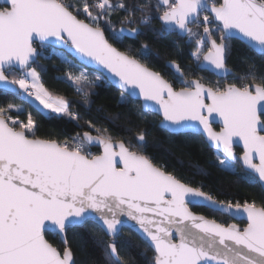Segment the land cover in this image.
<instances>
[{
	"label": "snow or ice",
	"instance_id": "obj_1",
	"mask_svg": "<svg viewBox=\"0 0 264 264\" xmlns=\"http://www.w3.org/2000/svg\"><path fill=\"white\" fill-rule=\"evenodd\" d=\"M151 9L150 0L132 7L123 0H0V83L18 86L21 99L38 101L43 110L77 119L70 103L53 97L32 66L42 55L37 42L41 49L74 52L81 64L95 65L97 74L90 77L56 53L69 68L60 82L73 87L84 103L104 69L117 78L122 101L126 96L142 99L144 113L160 115L170 134L202 130L222 171L236 174V163H242L248 178H258L264 188V75L250 65L240 86H206L192 79L181 80L177 89L159 71L109 43L101 26V21L111 25L112 13L121 10L128 27L113 38L122 39L125 32L135 36L134 25L150 23ZM156 11L162 12L165 32L178 29L195 40L192 55L201 69L208 65L230 75L226 61L234 40L247 42L264 57V0H158ZM191 25L202 27L203 34ZM147 48L144 44L145 57ZM170 66L184 75L175 61ZM11 111L23 109L0 107V264H76L66 234L89 221L110 237L105 248L109 264H125L116 241L126 221L150 241L153 264H264V204L219 200L203 185L184 183L130 144L115 141L106 129H97L96 136L84 132L71 143L39 139L31 114L25 123ZM216 118L219 131L212 127ZM136 139L142 149L145 133ZM90 145H99L100 154L86 150ZM235 145L242 146L239 157ZM190 206L246 218V226L219 223ZM50 230L61 236L62 250L45 238Z\"/></svg>",
	"mask_w": 264,
	"mask_h": 264
},
{
	"label": "trees",
	"instance_id": "obj_2",
	"mask_svg": "<svg viewBox=\"0 0 264 264\" xmlns=\"http://www.w3.org/2000/svg\"><path fill=\"white\" fill-rule=\"evenodd\" d=\"M66 2L80 3L81 0H66ZM88 2L92 3L93 0ZM111 2L115 4L121 0H111ZM123 2L132 7L145 0H123ZM150 3L152 5L150 23L134 25L139 30V34L135 36L125 33L122 39L113 38L114 33L120 32L121 27L126 29L128 27L127 22L124 21L125 13L121 10L112 13L111 25L101 21V26L109 43L120 51L140 59L152 70L159 71L177 89L182 86L181 80L192 79H200L206 86L223 87L230 82H236L240 86L245 82L240 78L250 71V65H254L257 75H264V57L237 40L231 42L227 55L226 63L231 71L229 78L219 80L203 71L192 55L196 50L195 41H191L189 37H180L175 30L165 32L164 25L159 20L162 12L156 11L158 0H150ZM93 12L95 14L96 10L93 9ZM80 18H84L82 11ZM135 19H140L139 12L136 13ZM192 29L194 32L203 34L202 27L197 28L193 25ZM215 38L219 41L218 34ZM144 44L148 46L146 57L142 55ZM36 46L42 55L34 67L40 72L44 86L51 95L63 96L70 103L71 111L78 114L77 119H71L66 115L44 114L35 105L21 99L17 94L0 90V107L7 108L9 104L22 107L21 113L11 111L8 114L25 123L30 113L36 123L37 138L71 143L74 139L83 137L84 132L96 136L97 129H106L105 134L112 136L115 141L123 140L126 144H130L132 150L140 151L148 156L154 164L175 175L182 182L194 187L203 185V190L212 193L219 200L241 204L245 201H254L257 206L264 204V191L257 179H249L250 174L246 173L239 163L236 164V174L222 171L215 159L216 151L211 149L201 136L169 134L159 127L160 119L156 115L145 114L142 111L139 102L127 96L122 101L121 92L104 77L98 82L95 81V87L87 90L88 103H84L73 87H70L68 83L60 82L66 79L65 74L69 68L62 63L61 56L56 53L62 54L67 59L71 57L63 51L55 50L54 52L51 47L41 49L39 45ZM71 60L77 63L74 59L71 58ZM172 61L180 66L185 79L177 77L167 67V63ZM86 70L90 71L92 76L97 74L95 71ZM15 74L18 76L21 73L15 72ZM18 93L22 95L20 91ZM141 131L146 136L145 146L142 149L137 147L136 139ZM29 135L31 136L30 133ZM86 150L93 154H100L98 148L88 147ZM191 210L225 225L232 223L230 218L203 207H191ZM236 224L240 227L245 226L244 223ZM46 239L53 246L63 249L64 245L58 236L47 234ZM67 239L69 246L73 249L76 264H109L105 257V248L110 238L94 223H87L82 228L70 229ZM116 242L121 246V255L125 259V264H153L154 252L132 231L124 230Z\"/></svg>",
	"mask_w": 264,
	"mask_h": 264
},
{
	"label": "water",
	"instance_id": "obj_3",
	"mask_svg": "<svg viewBox=\"0 0 264 264\" xmlns=\"http://www.w3.org/2000/svg\"><path fill=\"white\" fill-rule=\"evenodd\" d=\"M191 27H193V25H191ZM177 33H178V35L180 36V37H182V38H186V37H188V35L186 34V33H181L178 29H176L175 30ZM106 37V36H105ZM107 39V38H106ZM237 41H239V40H237ZM240 42H242V43H244L246 46H247V42H244V41H240ZM36 45H39V42H37V44ZM40 46V45H39ZM249 48V47H248ZM56 50H58V51H63V52H65L67 55H69L72 59H74L79 65H81V66H83L84 68H86V69H89V70H92V71H95L96 72V66L95 65H92V64H81L80 62H79V59L75 56V53L74 52H72V53H69V52H67V51H65L64 49H62V48H57ZM255 52V51H254ZM38 59H39V57L36 59V61H35V63L32 65V66H34L37 62H38ZM171 65V62H169V63H167V67L177 76V77H179V78H181V79H185V76L183 75L182 77L179 75V74H177L176 72H175V70L170 66ZM203 71H206V72H208V73H210V74H212L213 76H215L216 78H218L219 80H225V79H227V78H229V76L231 75H228L227 77H225L222 73H219V72H217V71H215L211 66H208V65H205L204 66V68L202 69ZM230 70V69H229ZM16 72H19L18 70L16 71ZM100 72H102L103 73V77L114 87V88H116L117 90H119L120 92H121V89H120V87H119V84L116 82L117 81V78H115V77H112L111 76V74H109L106 70H104V69H100ZM20 73V72H19ZM230 73H231V71H230ZM186 81H188V82H190L191 80H186ZM5 89H11L10 91H5ZM0 90H2V91H5V92H9V93H13V94H17L18 92H19V88H18V86H13V85H5V84H3V83H0ZM127 97H129L130 99H132V100H134V101H137V102H139L140 103V105H141V108H142V105L144 104V101L142 100V99H140V98H138V97H136V96H127ZM207 102H209L210 103V101H207ZM142 111H143V108H142ZM144 112V111H143ZM151 114H154V115H156L159 119H160V123H159V127L161 128V129H163V130H165V128L164 127H162L161 126V119H162V117L160 116V115H158V114H155V113H151ZM212 127H213V129L215 130V131H219L220 130V127H221V123L219 122V118H216V120L212 123ZM219 128V130H216L215 128ZM166 131V130H165ZM166 132H168V131H166ZM169 133V132H168ZM170 134V133H169ZM179 134H192V135H197V136H201L203 139H204V141L206 142V144L211 148V149H213L214 151H216L215 150V148L214 147H212L210 144H209V142L207 141V136H206V134H204L203 132H202V130H189V131H186V132H183V133H176V134H171V135H179ZM88 147H90V148H98V149H100V152L102 151V148L99 146V145H90V146H88ZM235 148H238V149H240L241 151H242V146L241 145H235L234 146V151H235ZM237 164V163H236ZM240 165H241V167L243 168V170L246 172V173H249L245 168H244V166H243V164L242 163H239ZM250 174V173H249ZM257 179V181H258V178H256ZM258 183H259V185H260V182L258 181ZM261 186V185H260ZM262 188V187H261ZM263 189V191H264V188H262ZM191 207H201V206H190V209H191ZM203 208H206V207H203ZM206 209H208V208H206ZM209 210V209H208ZM192 211V210H191ZM217 213V212H216ZM196 214V213H195ZM197 215H199V214H197ZM223 216H226V217H228V218H230L231 220H232V223L231 224H233V223H244L245 224V226H246V218H233L232 216H229V215H223ZM209 219V218H208ZM88 223H94V222H92V221H89ZM220 223V222H219ZM87 224V223H86ZM85 224V225H86ZM95 224V223H94ZM84 225V226H85ZM96 225V224H95ZM83 226H78V227H75V228H82ZM73 229V228H72ZM124 230H130V231H132L134 234H136L143 242H145L149 247H150V249L154 252V249L152 248V246H151V243H150V241H148L139 231H138V228H137V226L134 224V222H130V221H126V223H125V226H124V228H123V230L121 231V233L119 234V237L118 238H120L121 237V235H122V233H123V231ZM105 233V232H104ZM47 234H52V235H56V236H58L59 238H60V241L62 242V244H63V241H62V238H61V236L59 235V234H57L56 232H54V231H48L47 233H46V235ZM106 234V233H105ZM67 235V234H66ZM106 236L108 237V238H110L107 234H106ZM46 238V237H45ZM117 238V239H118ZM64 245V244H63Z\"/></svg>",
	"mask_w": 264,
	"mask_h": 264
},
{
	"label": "rangeland",
	"instance_id": "obj_4",
	"mask_svg": "<svg viewBox=\"0 0 264 264\" xmlns=\"http://www.w3.org/2000/svg\"><path fill=\"white\" fill-rule=\"evenodd\" d=\"M126 34H127V32H125ZM189 37V36H188ZM190 39V38H189ZM191 41L193 40V41H195L194 39H190ZM206 49H207V46H205V51H206ZM202 59V58H201ZM67 60H69V61H71L72 63H74V64H76V67L79 69V68H81L79 65H77V63H75L73 60H71V58H69V59H67ZM34 67V66H33ZM82 70H85V71H87L88 72V74L90 75V77H94V76H92V74L90 73V71H88V70H86V69H84V68H81ZM38 71V70H37ZM95 73V72H94ZM100 81V80H99ZM98 82V81H97ZM19 91L22 93V91L19 89ZM22 95H23V93H22ZM53 96V95H52ZM53 97H55V96H53ZM33 105H35L39 110H41L44 114H52L51 112H50V110H43V107H42V105H39V102L38 101H35L34 103H32ZM19 108H22V107H19ZM53 115H56V114H53ZM31 134V133H30ZM91 152V151H90ZM235 169H236V171H237V165H235Z\"/></svg>",
	"mask_w": 264,
	"mask_h": 264
},
{
	"label": "flooded vegetation",
	"instance_id": "obj_5",
	"mask_svg": "<svg viewBox=\"0 0 264 264\" xmlns=\"http://www.w3.org/2000/svg\"><path fill=\"white\" fill-rule=\"evenodd\" d=\"M216 130H219V128H215ZM235 153H236V155L239 157L240 155H242V151L240 150V149H238V148H235Z\"/></svg>",
	"mask_w": 264,
	"mask_h": 264
}]
</instances>
